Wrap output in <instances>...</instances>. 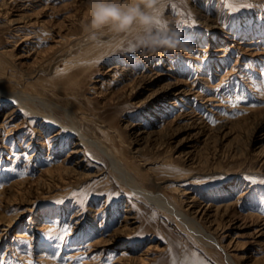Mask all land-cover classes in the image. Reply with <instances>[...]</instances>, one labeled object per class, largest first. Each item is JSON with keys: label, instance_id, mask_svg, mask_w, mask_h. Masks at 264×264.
<instances>
[{"label": "rangeland", "instance_id": "374dc122", "mask_svg": "<svg viewBox=\"0 0 264 264\" xmlns=\"http://www.w3.org/2000/svg\"><path fill=\"white\" fill-rule=\"evenodd\" d=\"M161 20L191 54H149L107 30L93 38L87 0H0V86L35 111L22 108L0 133V219L13 221L0 264H232L196 226L236 263L264 264V0H166ZM31 90L50 104L31 105ZM11 107L0 102V122ZM76 127L147 190L79 143ZM76 159L81 177L64 169Z\"/></svg>", "mask_w": 264, "mask_h": 264}, {"label": "clouds", "instance_id": "9594fccd", "mask_svg": "<svg viewBox=\"0 0 264 264\" xmlns=\"http://www.w3.org/2000/svg\"><path fill=\"white\" fill-rule=\"evenodd\" d=\"M166 0H87L85 31L93 38L105 30L128 34L134 48L156 54L159 50H179L191 54L179 30L157 31L155 19L161 18Z\"/></svg>", "mask_w": 264, "mask_h": 264}, {"label": "bare ground", "instance_id": "6f19581e", "mask_svg": "<svg viewBox=\"0 0 264 264\" xmlns=\"http://www.w3.org/2000/svg\"><path fill=\"white\" fill-rule=\"evenodd\" d=\"M1 1H4V0H1ZM8 1V0H7ZM6 0H5V3L7 2ZM18 2V1H17ZM3 3V2H2ZM9 4V3H8ZM3 5V4H2ZM4 8H5V6H3ZM15 9V8H14ZM25 9V8H24ZM21 10V9H20ZM19 13V12H18ZM23 13V12H22ZM7 14V13H6ZM26 15V14H25ZM13 16V15H12ZM17 17V16H16ZM24 17V16H23ZM27 17V16H26ZM19 19V18H18ZM207 19V18H206ZM10 20V19H9ZM214 21V20H213ZM20 22V21H19ZM32 22V21H31ZM219 22V21H218ZM13 23H15V22H13ZM29 23H30V21H29ZM210 23V22H209ZM208 23V24H209ZM221 23V22H220ZM206 24V23H205ZM223 25V24H222ZM219 26H221V25H219ZM16 27H17V25H16ZM18 28V27H17ZM21 28V27H20ZM15 30V29H14ZM211 31V30H210ZM229 39H230V37H229ZM232 39V38H231ZM237 42V41H236ZM253 43V42H252ZM86 47V46H85ZM90 47H91V45H90ZM248 47V46H247ZM88 47H86V49H87ZM220 48V47H219ZM222 49V48H221ZM229 49V48H228ZM88 50V49H87ZM86 50V51H87ZM225 50V49H224ZM221 51V50H220ZM250 51H252V50H250ZM89 52V51H88ZM91 52V51H90ZM253 52V51H252ZM227 53V52H226ZM150 54V53H149ZM225 55V54H224ZM147 56V55H146ZM220 56V55H219ZM66 59V58H65ZM75 59V58H74ZM157 61V60H156ZM70 62L67 60L66 61V63H64V69L62 70V71H60L61 73H62V76H64V75H67L68 74V72L70 71V69H71V66H69V65H71V64H69ZM8 65V64H7ZM6 67H8V66H6ZM231 67V66H230ZM36 71V70H35ZM34 72V71H33ZM60 73V74H61ZM234 73V72H233ZM156 75V74H155ZM3 76V75H2ZM151 76H153V74L151 75ZM69 78L71 79V72H70V75H69ZM143 78V77H142ZM150 78V77H149ZM7 79V78H6ZM61 79V78H60ZM65 79V78H64ZM179 80V79H178ZM204 80V79H203ZM5 81V80H4ZM140 81H141V79H140ZM142 81H143V79H142ZM146 81V80H145ZM195 81V80H194ZM138 82H139V79H138ZM177 82V81H176ZM175 82V83H176ZM201 82V81H200ZM32 83V82H31ZM52 85H54L53 83H52ZM140 85V84H139ZM165 85V84H164ZM33 86V85H32ZM137 86H138V84H137ZM166 86H167V84H166ZM165 86V87H166ZM69 87V86H68ZM168 87V86H167ZM192 87V86H191ZM193 87H194V85H193ZM32 88V87H31ZM59 88V87H58ZM138 88V87H137ZM163 89V88H162ZM166 89V88H165ZM164 89V90H165ZM169 89V88H168ZM243 89V88H242ZM187 90V89H186ZM201 90V89H200ZM216 91V90H215ZM189 92V91H188ZM193 92V91H192ZM196 92V91H195ZM194 92V93H195ZM253 92V91H252ZM157 94V93H156ZM252 95H253V93H252ZM209 96V95H208ZM67 97V96H66ZM69 97V96H68ZM254 99V98H253ZM5 100H7V101H11L12 102V105H13V107H11L10 109H8L7 110V112L4 114L5 116H4V118H2L3 120L0 122V133L2 132V131H4L5 129H6V127H8V126H10L11 125V122L15 119V117H17V112H20L21 110H22V108H25V109H31V113L32 112H35V111H32V109H33V107L31 106H29V101H28V99L27 98H25V95L23 94V93H17V92H15V91H12V90H9V89H7V88H4V86H0V102H7V101H5ZM34 102H38V103H40V104H50V103H48L49 101H47V99H45L44 98V96H41L39 93H36V91H34V90H31V105H33L34 104ZM36 105V104H35ZM37 106V105H36ZM66 108V107H65ZM248 108H250V107H248ZM256 108H258V107H256ZM35 109V108H34ZM38 110V109H37ZM70 110V109H69ZM72 110V109H71ZM250 110V109H249ZM24 111V110H23ZM27 111V110H26ZM68 111V110H67ZM215 112V111H214ZM37 113V112H36ZM40 113V112H39ZM71 113V112H70ZM38 114V113H37ZM45 114V113H44ZM69 114V113H68ZM24 115V114H23ZM46 115V114H45ZM45 115H43V116H45ZM49 115V114H48ZM70 115V114H69ZM75 115V114H74ZM26 116V115H25ZM51 116V115H50ZM219 116V115H218ZM24 117V116H23ZM28 117V116H27ZM71 117V116H70ZM36 118V117H35ZM34 118V119H35ZM53 118V117H52ZM217 118V117H216ZM17 119V118H16ZM26 119V118H25ZM75 120H76V118H75ZM57 121V120H56ZM21 122H22V120H21ZM72 123V122H71ZM63 124V123H62ZM74 124V123H73ZM29 125V124H28ZM79 125V124H78ZM218 125V124H217ZM216 125V126H217ZM224 125V124H223ZM22 126V125H21ZM64 126V125H63ZM62 126V127H63ZM215 126V127H216ZM220 126V125H219ZM13 127V126H12ZM19 127V126H18ZM28 127V126H27ZM37 127V126H36ZM65 127V126H64ZM214 127V126H213ZM11 128V127H10ZM17 128V127H16ZM69 128H71V127H69ZM97 128V127H96ZM108 128V127H107ZM102 129H103V127H102ZM221 129H222V127H221ZM8 130V129H7ZM41 130V129H40ZM58 130H60V129H58ZM81 130H83V129H81ZM79 128H74V130H71L72 132H74V134L77 136V140L79 141V143H86V144H90V145H92L94 148H96V149H98L99 151H101L108 159H109V161L110 162H112L115 166H116V168L118 169V171L124 176V178L131 184V185H134L135 187H137V188H139L140 190H144V191H146L147 189H146V187L143 185V183L142 182H140L133 174H131L130 172H129V169H128V167H127V163L124 161V159L116 152V150H114V149H112L110 146H108V144H105L102 140H100L99 138H90L89 136H87L85 133H83L82 131H81ZM105 130H108V129H105ZM25 132V131H24ZM65 132V131H64ZM105 132V131H104ZM11 133V132H10ZM42 133V132H41ZM55 133V132H54ZM103 133V132H102ZM8 133H6V135H7ZM12 134V133H11ZM11 134H9V135H11ZM29 134V133H28ZM27 134V135H28ZM36 134V133H35ZM104 134V133H103ZM106 134H107V131H106ZM55 135H57V133H55ZM108 135V134H107ZM6 137V136H5ZM32 137V136H31ZM97 137V136H96ZM64 138V137H63ZM106 138H110L109 137V135H108V137L106 136ZM6 139V138H5ZM32 139V138H31ZM37 139H40V138H37ZM76 139V138H75ZM13 140V139H12ZM49 140V139H48ZM43 141V140H42ZM109 141V140H108ZM26 142V141H25ZM56 142V141H55ZM78 143V142H77ZM28 144V143H27ZM41 144H43V145H46L47 143H41ZM48 145H51L50 143L48 144ZM85 146V145H84ZM88 147V146H87ZM92 147V148H93ZM49 148L51 149V146H49ZM81 148V147H80ZM113 148H114V146H113ZM12 149V148H11ZM77 149H79V148H77ZM88 149V148H87ZM78 150H73L72 149V151H71V153H74V152H77ZM82 151V150H81ZM85 151V150H84ZM23 153V152H22ZM70 153V154H71ZM14 154V153H13ZM32 154V153H31ZM69 154V155H70ZM52 156V155H51ZM125 158V157H124ZM59 160V159H58ZM65 160V159H64ZM84 160V159H83ZM60 163V162H59ZM85 164V163H84ZM51 165V164H50ZM113 165V167L115 168V166ZM82 166H83V164H82V162H81V160H77L76 159V161H73L72 162V164L71 165H68V166H64V169L68 172V173H75V176L78 174V176L79 177H81L82 176V174H84L85 172L84 171H82ZM51 167V166H50ZM56 167V166H55ZM89 167V166H88ZM52 168V167H51ZM59 168V167H58ZM44 169V168H43ZM50 169V168H49ZM54 169H56V168H54ZM61 169V168H60ZM87 169V168H86ZM42 170V169H41ZM55 171H57V170H55ZM16 172V171H15ZM44 172V171H43ZM42 172V173H43ZM65 172V171H64ZM84 172V173H83ZM47 173V172H46ZM53 173H55V172H53ZM49 174V173H48ZM87 174H89V173H87ZM116 174V173H115ZM118 174V173H117ZM52 175V174H51ZM51 175H49V176H47V177H49L50 178V176ZM17 176V175H16ZM29 176V175H28ZM53 177H54V175H52ZM119 176H121V175H119ZM19 177V176H18ZM25 177V176H24ZM43 177V176H42ZM45 177V176H44ZM117 177V176H116ZM147 177V176H146ZM40 178V177H39ZM24 179V178H23ZM53 179V178H52ZM121 179V178H120ZM20 180V179H19ZM36 180V179H35ZM17 181V180H16ZM15 181V182H16ZM21 181V180H20ZM25 181V180H24ZM28 181H29V179H28ZM42 181V180H41ZM51 181V180H50ZM126 181V182H127ZM10 182V181H9ZM17 183V182H16ZM41 183V182H40ZM14 184V183H13ZM12 184V185H13ZM18 184H20V183H18ZM23 184H25V183H23ZM150 184V183H149ZM6 185V184H5ZM31 185V184H30ZM30 187V186H29ZM16 188V187H15ZM28 188V187H27ZM1 189V188H0ZM26 189V188H25ZM14 190V189H13ZM20 190V189H19ZM2 191V190H1ZM153 191V190H152ZM151 191V192H152ZM248 191V190H247ZM4 192V191H3ZM26 192V191H25ZM143 192V191H142ZM144 193V192H143ZM2 194V193H1ZM0 194V195H1ZM147 194V193H146ZM154 194V193H153ZM242 194V193H241ZM240 194V195H241ZM4 195V194H3ZM155 195V194H154ZM157 195V197L160 199V200H162V202H165V203H167L168 204V206H171V207H173L174 205L172 204V203H174V202H172L171 203V199L170 200H168L166 197H164L162 194H159V193H157L156 194ZM147 197V196H146ZM0 198H2L1 196H0ZM7 199V198H6ZM5 199V200H6ZM9 199V198H8ZM150 200V199H149ZM7 201V200H6ZM5 201V202H6ZM7 202H10V201H7ZM13 202V201H12ZM150 202V201H149ZM152 202V201H151ZM150 202V203H151ZM2 203V202H1ZM155 203V202H154ZM10 204V203H9ZM175 204V203H174ZM4 205V204H3ZM2 205V206H3ZM7 205V204H6ZM5 205V206H6ZM17 205V204H16ZM26 205V204H25ZM229 205V204H228ZM34 206V205H33ZM167 206V207H168ZM10 207V206H9ZM30 207V206H29ZM17 208V207H16ZM32 208V207H31ZM30 208V209H31ZM174 208H176V207H174ZM9 209V208H8ZM26 209V208H25ZM227 209V208H226ZM235 209V208H234ZM16 210H18V209H16ZM24 210V209H23ZM126 210V209H125ZM127 210H128V208H127ZM172 210H174V209H172ZM93 211H95V210H93ZM176 211H178L179 213H181V214H184L181 210H179V209H176ZM227 211V210H226ZM229 212V211H228ZM175 213V212H174ZM178 213V214H179ZM191 213V212H190ZM6 214V213H5ZM12 214V213H11ZM78 214V213H77ZM105 214V212L103 213V215ZM175 214H177V213H175ZM185 214H187V212L185 213ZM238 214V213H237ZM8 215V214H7ZM10 215V214H9ZM76 215V214H75ZM225 215V214H224ZM240 215V214H239ZM16 216V215H15ZM179 216V215H178ZM186 217H188V219L186 220V221H188L189 220V218H190V220L193 222V224L196 226L197 225V223H198V221L195 219V216L193 215V217L192 216H190L189 217V215H185ZM254 216V215H253ZM10 217V216H9ZM235 217V216H234ZM15 218V217H14ZM33 218V217H32ZM182 218H184V217H182ZM230 218V217H229ZM251 218H252V216H251ZM181 219V218H180ZM245 219V218H244ZM29 220V219H28ZM77 220V219H76ZM182 220V219H181ZM253 220V219H252ZM78 221V220H77ZM235 221V220H234ZM239 221V220H238ZM82 222V221H81ZM195 222V223H194ZM262 222V221H261ZM124 223V222H123ZM126 223H128V222H126ZM249 223V222H248ZM13 224V221H8V222H3L1 219H0V237H1V235H2V232L3 231H7V230H9V228L11 227V225ZM103 224V223H102ZM187 224H189V222L187 223ZM240 224H242V223H240ZM5 225V226H4ZM120 225V224H119ZM190 225H191V223H190ZM43 226V225H42ZM49 226V225H48ZM47 226V227H48ZM77 226V225H76ZM262 226V225H261ZM51 227V226H50ZM75 227V226H74ZM117 227V226H116ZM38 228V227H37ZM43 228V227H42ZM115 228V227H114ZM256 229V228H255ZM196 230H197V232L199 233V234H201L202 235V237L203 238H205L206 240H208V241H210L212 244H213V246H217L219 249H221L223 252H224V254H225V256L227 257V259L228 260H231V262H232V264H238V263H236L234 260H233V257H232V254L227 250V247L226 246H224L222 243H221V241L214 235V234H212L211 232H208V231H203V229H201L200 227H198V226H196ZM116 231V230H115ZM70 233V232H69ZM252 233V232H251ZM32 234V233H31ZM14 236H15V239H14V241L16 242V243H23L22 245H27V243L29 244V243H31V239H28L27 237H26V232L25 231H16L15 232V234H13ZM113 235V234H112ZM118 235V234H117ZM255 235V234H254ZM257 235V234H256ZM107 236V235H106ZM116 236V235H115ZM32 238V237H31ZM97 238V237H96ZM108 238V237H107ZM110 238V237H109ZM116 239V238H115ZM250 239V238H249ZM95 240V239H94ZM93 240V241H94ZM202 240H204V239H202ZM94 242H96V240L94 241ZM202 242V241H201ZM12 243V242H11ZM91 243V242H90ZM88 244V243H87ZM211 244V245H212ZM31 245V244H30ZM90 246V245H89ZM91 246H93V245H91ZM23 247V246H22ZM21 247V248H22ZM76 247V246H75ZM100 247V246H99ZM79 248V247H78ZM81 248V247H80ZM93 248V247H92ZM94 248H96V247H94ZM14 249V248H13ZM22 249H24V247L22 248ZM75 249V248H74ZM88 249V248H87ZM86 249V250H87ZM27 250V249H26ZM30 250V249H29ZM84 250V249H83ZM125 250V249H124ZM13 251V250H12ZM80 251V250H79ZM90 251V250H89ZM102 251V250H101ZM101 251H100V253H101ZM30 252V251H29ZM77 252V251H76ZM97 252V251H96ZM17 253V252H16ZM46 253H48V252H46ZM80 253V252H79ZM24 254V253H23ZM30 254V253H29ZM70 254V253H69ZM102 254V253H101ZM27 255V254H26ZM124 255H126V254H124ZM16 256V255H15ZM45 256V255H44ZM44 256H43V258H44ZM46 256H48V255H46ZM57 256V255H56ZM86 256V255H85ZM92 256V255H91ZM103 256V255H102ZM121 256V255H120ZM31 257V256H30ZM117 257V256H116ZM129 257L131 258V256L129 255ZM47 258V257H46ZM89 258H91V257H89ZM88 258V259H89ZM99 258H100V256H99ZM104 258V257H103ZM103 258H101V259H103ZM119 258V257H118ZM144 258V257H143ZM142 258V259H143ZM39 259V258H38ZM42 259V258H41ZM92 259H93V257H92ZM100 259V260H101ZM117 259V258H116ZM140 259V258H139ZM30 260V259H29ZM47 260V259H46ZM98 260V259H97ZM38 261V260H37ZM36 261V262H37ZM40 261V260H39ZM84 261V260H83ZM113 261V260H112ZM131 261V260H130ZM140 261H141V259H140ZM142 261H144V260H142ZM43 262V261H42ZM52 262V261H51ZM50 262V263H51ZM69 262V261H68ZM67 262V263H68ZM94 262H95V260H94ZM126 262V261H125ZM20 263V262H19ZM75 263V262H74ZM92 262H90V264H91ZM97 263H98V261H97ZM117 263H119V262H117ZM123 263V262H122ZM127 263V262H126ZM131 263V262H130ZM82 264H84V263H82ZM86 264H89V263H86Z\"/></svg>", "mask_w": 264, "mask_h": 264}, {"label": "snow or ice", "instance_id": "6c2138e0", "mask_svg": "<svg viewBox=\"0 0 264 264\" xmlns=\"http://www.w3.org/2000/svg\"><path fill=\"white\" fill-rule=\"evenodd\" d=\"M172 7L174 8L175 5H172ZM188 18L191 19L190 13L188 14ZM192 22L195 23L194 21H192ZM154 23H155L157 31H167L166 22L162 21L159 16L155 19ZM252 106L255 107V105H252Z\"/></svg>", "mask_w": 264, "mask_h": 264}]
</instances>
